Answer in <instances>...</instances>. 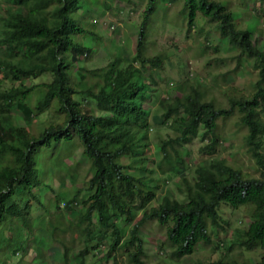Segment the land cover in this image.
<instances>
[{
    "label": "trees",
    "instance_id": "obj_1",
    "mask_svg": "<svg viewBox=\"0 0 264 264\" xmlns=\"http://www.w3.org/2000/svg\"><path fill=\"white\" fill-rule=\"evenodd\" d=\"M160 1L144 0L134 54L112 56L105 65L93 68L88 59L97 51L100 38L92 17L105 13L104 0L4 1L13 8L6 9L4 4L0 14V69H5L2 74L10 77L12 86L0 89V239L2 244L5 240L19 242V250L11 246L10 254L21 252L23 243H28L27 250L41 257L43 251L55 250L53 242H57L63 248L59 264H87L86 257L97 256L106 236L108 248L99 254L104 259L98 260L123 249L130 264H145L138 228L145 220L156 219L170 224L166 240L174 248L173 256L181 257L192 254L199 242H212L214 232L209 228L220 227L218 207L222 203L249 209L250 223L235 233L236 248L264 251V148L259 150L261 141L257 140L264 136V49L250 40L257 19L251 16L247 26L238 23L246 15L239 6L247 0H238V5L228 0H182L180 12L187 25L196 27L197 16L206 19L219 34L215 51L230 45L238 52V67L243 57L255 60L259 79L251 95L237 89L226 91L225 105L207 99L193 84L179 96L160 97L157 109L150 113L147 102L155 81L149 71L161 66L162 59L146 56L145 25L148 13L160 3L166 11ZM168 1L175 4L177 0ZM203 30L199 28V34ZM85 35L93 36L94 45L83 43ZM199 38L203 52L209 41L203 34ZM41 77L48 79L32 81ZM12 113L27 122L44 113L49 119L31 133L12 123ZM235 114L247 130L246 152L257 165L258 177L215 154L222 141L218 120ZM151 123L166 126L173 134L160 137L156 151L147 150ZM198 136L206 138L203 150L212 156L195 167L194 182L183 178L186 200L168 196L155 200L159 180L148 167L149 160L160 173L172 175L184 164V146ZM77 150L93 169L87 181L91 193L79 214L62 220L61 195L52 188L51 179L45 182L42 175L52 178L57 170H66L64 159ZM44 157L50 162L43 163ZM123 159L128 163H122ZM52 191L53 198H46ZM31 202L45 214L34 216ZM72 206L73 200L65 202V208ZM139 215L140 220L131 224ZM241 258L239 252L196 264H252ZM112 264L123 263L113 256ZM254 264H264V254Z\"/></svg>",
    "mask_w": 264,
    "mask_h": 264
},
{
    "label": "rangeland",
    "instance_id": "obj_2",
    "mask_svg": "<svg viewBox=\"0 0 264 264\" xmlns=\"http://www.w3.org/2000/svg\"><path fill=\"white\" fill-rule=\"evenodd\" d=\"M4 1L0 0V14L4 12V4L6 9H8L7 7L13 8V6L4 3ZM161 1L166 6V11L161 9L162 3H160L161 6L159 8L156 7L148 13L149 19L145 25V54L146 56L156 55L162 59L161 66L149 71L155 81V90H153L152 96L147 102L150 113L157 109L160 97L168 96L172 98L179 96L184 89H188L193 84L206 93L207 99L212 98L217 103L224 105L226 104L224 93L230 89H237L247 95H251L254 92L253 83L259 79V69L254 66L256 61L243 57L240 67H238V52H234L230 45L226 49L220 48L218 52L215 51L213 44L216 43L219 34L206 19H201L200 16H197L195 18L197 26L189 27L186 19L183 18L184 14L180 12L182 0H177L175 4L169 3L168 0ZM104 2L106 4L105 13L100 14L98 12L96 16L92 17V20H97L95 30L100 38L97 51L88 59V65L92 68L105 65L112 56L118 54L131 56L134 54L138 28L145 8L144 0H104ZM228 2L230 5H235L238 0H228ZM238 10L243 14L246 13V15L238 18L239 24L247 26L251 16L257 19L256 23L258 26L251 34L250 40L256 47L264 49V0H247L246 4L239 6ZM199 28L204 29L201 34L209 41L206 46L204 45L206 50L203 52L201 51L200 41L202 39L199 38L201 35L198 31ZM93 42V36H84L83 43L86 46L94 45ZM3 71L5 69H0L1 90L12 86L10 77L4 78ZM47 79V77H41L32 81L39 83ZM89 104L92 106L91 102ZM48 119L49 114L44 113L30 118L29 122H27V119L22 120L19 115L12 113L10 120L14 125L24 126L31 133H36L39 125L48 122ZM262 119H264V114ZM218 132L222 141L221 147L215 153L216 156L224 158L234 168H239L250 176L258 177L257 165L251 155L246 152L245 136L247 130L238 124V116L235 114L227 119L218 120ZM171 135L173 134L168 127L151 123L148 132L149 144L147 150L156 151L155 147L159 138H168ZM257 140L258 142L261 141L259 149L261 150L264 148V136L257 137ZM206 143V138L203 140L201 136L195 137L192 142L186 143L183 149L184 164L177 167V170L172 175L158 174L153 162L149 160L148 167L154 170V177L160 178L159 186L161 188L158 186L156 191L158 196L168 194L178 201H185L187 185L183 183V178L185 177V180L194 182L195 167L201 161H205L212 156L205 149L203 150ZM261 152L264 154V149ZM160 156L156 155V158H160ZM61 157L65 158L66 152H62ZM64 160H66L67 167L62 166V168L66 170H57L56 173H52L53 179L46 174L42 175L45 182H49L51 179L52 188L61 195L62 200L59 203L58 210H60L62 220L69 218V216L77 215L82 211V202L91 193V191L87 190V181L93 174L92 167L83 158L79 150L74 151L71 156L69 154V157ZM46 162H50V160L44 157L43 163ZM122 163L127 164L128 161L123 159ZM45 170L46 168H44ZM144 178L145 180L149 179L146 176ZM53 194L55 192H48L46 198H53ZM14 197L16 198V195ZM69 199L76 202V205L72 206L71 210L61 205L62 202L67 203ZM35 206L37 210L34 209ZM31 211L34 216L45 214L42 207L35 202H31ZM248 211L249 209L246 206L232 209L229 205L222 204L220 213L225 221L219 225L220 227L212 228L214 237L210 243L211 245L199 242L190 256L179 257L177 260L176 257L171 255L172 249L166 244L167 224L161 225L155 219L146 220L139 227V234L144 240V260L147 264H196L197 261L214 262L220 257L229 258L233 254L237 256L240 252L241 259L244 260L245 258L252 264L257 263L264 254L260 248L238 250L235 246L236 243H234L235 233L242 232L250 223ZM140 218L141 215L135 218L134 222ZM209 232H211V226ZM65 235L68 236L70 234L66 233ZM103 238L100 243H103L102 249L97 250V256L88 255L86 257L87 264H112L113 256L119 263L130 264L123 249L122 251L117 249L114 255L106 260H98L104 259L100 256L105 253L109 244L108 237L105 236ZM94 243L92 241L90 244ZM18 244L19 242L16 240L12 242L5 240V243L2 244L0 239V264H35L32 260L36 252L27 250L28 243H23L21 252L17 254L9 253L11 246L18 251ZM53 245L55 250L43 251L47 262L41 259L39 260L42 261L40 264H59L63 248L57 242H53ZM229 246H231V249H229ZM155 250L157 251L155 252ZM92 252L94 253V250ZM35 258L38 259L39 255H36Z\"/></svg>",
    "mask_w": 264,
    "mask_h": 264
},
{
    "label": "clouds",
    "instance_id": "obj_3",
    "mask_svg": "<svg viewBox=\"0 0 264 264\" xmlns=\"http://www.w3.org/2000/svg\"><path fill=\"white\" fill-rule=\"evenodd\" d=\"M156 171H157V170H156ZM157 173L160 174V175H168L167 173H164V174H163L162 172L160 173L159 171H157ZM157 179L159 180V181H158V186H159L160 178L157 177ZM164 182H165V181H164ZM159 187H160V186H159ZM160 188H161V187H160ZM155 196H156V197H155V200H157V201L159 200V197L162 198V196H163V197H164V196H168L169 198L174 199V198L170 197L168 194H161V196H158V194H155ZM155 200H154V201H155ZM185 200H186V199H185ZM222 204H224V203H222ZM222 204H220V206H221ZM61 205H63V206L65 207V202H62ZM73 205H76V202H75V201L73 202ZM220 206L218 207V212H219V214H220V216H221V218H222L221 221H222V223H223L225 220H223V216H222L221 213H220ZM241 207H242V206H241ZM232 209H236V208H232ZM136 218H137V217H136ZM138 220H140V219H138ZM138 220H136L135 222L132 221L131 224L136 223ZM149 220H151V219H149ZM155 220H156V219H155ZM145 221H146V220H145ZM156 221H157V220H156ZM143 223H144V222H143ZM143 223H142V224H143ZM131 224H130V225H131ZM142 224H141V225H142ZM165 224H167V228H168V226L170 225L169 223H165ZM161 225H164V224H161ZM139 227H140V226H139ZM212 228H215V227H211V232H213V229H212ZM138 234H139V228H138ZM139 235H140V234H139ZM140 237H141V239H142V249H143V251H142V259L144 260V257H143V255H144V247H143V246H144V240H143V237H142L141 235H140ZM213 237H214V235H212V241H213ZM165 240H166V238H165ZM203 243H204L205 245H211V244H210L211 242H210V243H205V242H203ZM166 244L168 245L167 240H166ZM168 246H169V245H168ZM169 247L172 249L171 255L173 256L174 248L171 247V246H169ZM195 248H196V247H195ZM156 251H157V250H155V252H156ZM194 251H195V250H194ZM262 251H263V250H262ZM263 252H264V251H263ZM36 255H37V254H35V257H36ZM190 255H191V254L183 255V256H181V257H184V256H190ZM35 257H34V259H36ZM127 257H128V256H127ZM173 257H175V256H173ZM178 258H179V257H176V260H177ZM41 259H44L43 261L47 262V260H46V255H43V253L41 254V257H39L37 260L39 261V260H41ZM259 260H260V259H259ZM144 261H145V260H144ZM32 262H33V260H32ZM33 263H34V262H33ZM30 264H31V263H30ZM145 264H147L146 261H145Z\"/></svg>",
    "mask_w": 264,
    "mask_h": 264
}]
</instances>
